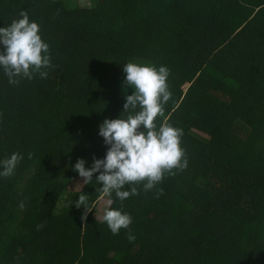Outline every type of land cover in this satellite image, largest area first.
<instances>
[{"label": "trees", "instance_id": "trees-1", "mask_svg": "<svg viewBox=\"0 0 264 264\" xmlns=\"http://www.w3.org/2000/svg\"><path fill=\"white\" fill-rule=\"evenodd\" d=\"M21 10L52 66L15 85L0 73V159L23 157L0 178V264H264V0H0V26ZM129 61L169 68L157 123L186 126L188 166L125 200L113 194L107 207L132 217L113 235L104 209L95 216L109 200L97 173L83 185L71 166L103 158L98 126L125 115ZM187 93L212 102L206 113ZM217 104L244 119L212 113Z\"/></svg>", "mask_w": 264, "mask_h": 264}, {"label": "clouds", "instance_id": "clouds-1", "mask_svg": "<svg viewBox=\"0 0 264 264\" xmlns=\"http://www.w3.org/2000/svg\"><path fill=\"white\" fill-rule=\"evenodd\" d=\"M51 66L49 45L42 39L38 23L31 20L26 11L21 10L7 26H0V73L7 77L9 84L15 85L24 78L30 80L34 73L46 78L45 69ZM122 71L124 83L133 91L125 96V115L105 118L98 126L97 134L107 146L103 158L93 157L87 168L86 161L77 158L71 166L83 179V185L93 181V174L97 173L94 181L100 186L96 191L109 197V205L113 194L118 200H125L137 194L135 185L150 190L163 180L165 173L171 176L175 174L173 169L179 171L188 166L181 145L183 129L164 121L157 123V117L163 116L164 105L171 96L167 82L169 68L129 61L122 65ZM22 158L20 153L12 152L0 159V178L12 175ZM78 186L82 185L75 189ZM87 197L81 191L76 204L85 202ZM19 207H24L23 202ZM83 207L89 210L86 204ZM102 220L115 235L128 228L132 217L119 207H106Z\"/></svg>", "mask_w": 264, "mask_h": 264}, {"label": "rangeland", "instance_id": "rangeland-1", "mask_svg": "<svg viewBox=\"0 0 264 264\" xmlns=\"http://www.w3.org/2000/svg\"><path fill=\"white\" fill-rule=\"evenodd\" d=\"M75 2H76V4H77V6H79V7H88V5H89V0H75ZM173 56H174V54H173ZM183 76H184V78H186V79H189V77H187V76H185L184 74H182ZM190 81H191V79H190ZM188 100V102H191L192 103V106L193 107H196V108H198V106H199V104H200V106H199V109L203 112V113H206V108H207V106H208V108L211 106V103L212 102H210V103H207V102H204L205 104H202V103H199V104H196L195 102L197 101V98L192 94V93H187L186 95H185V97H184V101H187ZM196 100V101H195ZM195 101V102H194ZM202 101V100H201ZM218 107V108H217ZM168 108H170V107H168ZM223 109V110H222ZM213 112L212 113H214L215 111H218V110H221V111H224V112H226V114L227 115H229L231 118H235V117H238V118H242V119H244V116L243 115H239V114H236V113H234V111H233V109L232 108H229V107H222V106H218V104L217 105H215L214 107H213ZM209 113V112H208ZM211 113V114H212ZM215 113H217V112H215ZM211 114H209V115H207V116H205V119L203 120V123L204 124H206V125H209V126H214V119L212 118V116H211ZM261 120L263 121L264 120V118L261 116ZM254 121H255V119H254ZM178 126L179 127H183V128H186V126H184V125H182V124H178ZM263 128V127H262ZM109 205V203H108V200L107 199H104V198H102V199H100L98 202H97V204H96V206H95V216L96 217H100L99 216V214L102 212V210L103 209H105L107 206Z\"/></svg>", "mask_w": 264, "mask_h": 264}]
</instances>
